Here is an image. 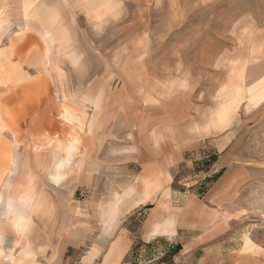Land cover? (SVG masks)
<instances>
[{"label": "crops", "instance_id": "crops-1", "mask_svg": "<svg viewBox=\"0 0 264 264\" xmlns=\"http://www.w3.org/2000/svg\"><path fill=\"white\" fill-rule=\"evenodd\" d=\"M207 1L0 0V202L9 190L0 264H131L137 245L156 242L179 249L178 264H264L263 246L249 251L239 230L241 197L264 171L232 166L247 146L237 154L234 137L219 136L206 191L177 183L185 152L199 145L182 128L198 101L219 90L215 126H229L246 96L264 99V74L246 76L238 59L227 76L206 63L184 81L180 71H150L144 49L151 28L167 42L152 16L228 13ZM260 149L253 155L264 159Z\"/></svg>", "mask_w": 264, "mask_h": 264}, {"label": "rangeland", "instance_id": "rangeland-1", "mask_svg": "<svg viewBox=\"0 0 264 264\" xmlns=\"http://www.w3.org/2000/svg\"><path fill=\"white\" fill-rule=\"evenodd\" d=\"M204 6H209L210 10L215 12L225 10L227 14L208 15L206 13L199 15H169L161 14L152 16L156 18L155 24L165 26L167 34L166 46L161 42L164 38V30L161 28H151L149 30V46L145 47L146 54L149 57L148 63L150 71H158L164 69L169 73L180 71L184 81L190 77V72L201 69V65L212 70L217 78L227 76L232 72V64L239 61L240 67L246 76H253L259 73L264 74V0H208ZM224 11V12H225ZM246 11H249L248 14ZM247 13V14H244ZM158 18H161L160 24ZM177 23V25H174ZM180 24V27L178 26ZM193 24L196 26L192 27ZM175 27V28H174ZM179 27V28H178ZM198 28V29H197ZM162 39V40H161ZM161 40V41H160ZM158 44V45H157ZM256 49L257 53L252 54V50ZM159 59H162L159 61ZM262 59V60H261ZM164 60V61H163ZM124 64L119 63L118 69H122ZM89 73L95 71V65L88 64ZM203 68V67H202ZM205 69V68H203ZM94 70V71H93ZM183 73V75H182ZM260 76V75H259ZM217 80V79H216ZM78 80H71L72 86ZM87 84L94 83L96 79L86 80ZM217 82V81H216ZM78 84L75 85L77 87ZM218 90V89H216ZM219 91V90H218ZM207 94L203 99L198 101L199 110L194 113L198 115L196 119L189 116V121H183L182 128L187 135H194L199 142L196 148H189L184 154L183 168H180L177 183L183 187L185 192L192 191L196 187L197 194H203L208 188L210 181L213 179L209 176L213 168L216 166L221 157V153L214 146V142L219 136L229 134L234 137L230 149L239 154L246 146L251 153L248 158L234 159L233 165L245 164L247 166H256L257 163L264 167V159L255 158L253 154L254 148L264 151V143L261 139L255 143L257 136H261L264 132V99L260 101H248L246 96L240 102L236 109V114L229 126L216 128L217 109L221 107V103L216 100L218 94ZM78 92V91H76ZM73 98L79 102L84 97L75 93ZM88 105L93 110L95 102L94 95H86ZM246 99V100H245ZM209 101V104L207 103ZM85 101V100H84ZM262 103L260 104V102ZM91 102V103H90ZM263 104V105H262ZM202 106H206L202 108ZM89 113L94 115L93 111ZM91 116L88 115V118ZM93 118V117H92ZM193 118V119H192ZM207 119V120H206ZM212 119V126L207 127L203 123ZM90 125V124H89ZM56 124V128H57ZM51 133L54 126H51ZM214 129L211 132L210 129ZM243 140V141H242ZM68 150H74L72 145ZM70 159L65 160L69 162ZM189 167H186V165ZM230 165V164H228ZM183 171V172H182ZM193 177L195 184H188V177ZM179 177V176H178ZM256 184L253 191L246 192L241 197V215L239 230L244 237L249 238L251 244L248 247L252 251L255 247L254 242L260 243L264 248V171L255 176ZM3 191V198L0 202V215L5 211L9 190L6 186ZM191 193V192H190ZM3 203V205H2ZM3 206V207H2ZM130 215L137 216L138 220L141 214L132 212ZM8 215L4 216L5 218ZM126 218V216H125ZM10 239V238H9ZM7 239V243L13 241ZM155 248L154 255L151 256L150 249ZM156 242L152 244H139L131 253V264H178L175 255L179 249L171 247L167 251ZM252 248V249H251ZM256 256V255H253ZM263 262H264V255Z\"/></svg>", "mask_w": 264, "mask_h": 264}]
</instances>
